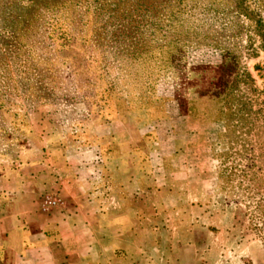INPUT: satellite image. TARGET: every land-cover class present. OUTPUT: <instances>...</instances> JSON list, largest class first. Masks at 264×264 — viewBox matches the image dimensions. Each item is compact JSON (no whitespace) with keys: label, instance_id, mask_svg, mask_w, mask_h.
<instances>
[{"label":"rangeland","instance_id":"374dc122","mask_svg":"<svg viewBox=\"0 0 264 264\" xmlns=\"http://www.w3.org/2000/svg\"><path fill=\"white\" fill-rule=\"evenodd\" d=\"M131 166L156 264H264V0H0V193Z\"/></svg>","mask_w":264,"mask_h":264},{"label":"crops","instance_id":"0c3cea01","mask_svg":"<svg viewBox=\"0 0 264 264\" xmlns=\"http://www.w3.org/2000/svg\"><path fill=\"white\" fill-rule=\"evenodd\" d=\"M120 173L131 178L128 198L62 200L47 212L36 188L8 182L0 193V264H156L159 231L156 217L140 212L138 168Z\"/></svg>","mask_w":264,"mask_h":264},{"label":"built area","instance_id":"2783aa9c","mask_svg":"<svg viewBox=\"0 0 264 264\" xmlns=\"http://www.w3.org/2000/svg\"><path fill=\"white\" fill-rule=\"evenodd\" d=\"M62 204H63V201L61 198L55 195L49 194L43 198L41 209L47 212V211H50L54 208L61 206Z\"/></svg>","mask_w":264,"mask_h":264}]
</instances>
